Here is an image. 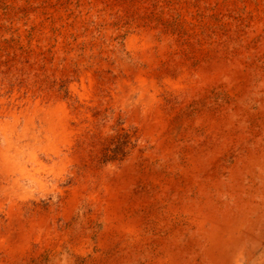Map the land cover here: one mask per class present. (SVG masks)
Listing matches in <instances>:
<instances>
[{"label": "bare ground", "instance_id": "obj_1", "mask_svg": "<svg viewBox=\"0 0 264 264\" xmlns=\"http://www.w3.org/2000/svg\"><path fill=\"white\" fill-rule=\"evenodd\" d=\"M116 1L0 26V264H264V0Z\"/></svg>", "mask_w": 264, "mask_h": 264}, {"label": "rangeland", "instance_id": "obj_2", "mask_svg": "<svg viewBox=\"0 0 264 264\" xmlns=\"http://www.w3.org/2000/svg\"><path fill=\"white\" fill-rule=\"evenodd\" d=\"M32 1L33 0H0V26H20V23H25L26 14ZM118 1H120V3L125 2V0H117L116 2ZM16 39L17 38L11 37V40ZM4 42H6V40ZM15 57V54H11L6 48L2 46V44H0V92H3V94L0 95V109L3 107L9 108L10 101L12 100L14 94H20L19 92H15L17 85H19V88H22L24 85V83H22L18 78V75H14V72L18 71L14 64ZM25 72L26 71H22L20 74H25ZM17 100L18 103L22 104L19 110L26 112L28 110L27 104L22 102L20 99ZM10 120L11 117H8L7 115H0V121L10 122ZM22 128L23 126H21V130ZM0 145L1 147L6 146L2 136H0ZM23 146V155H30V153L33 151L32 148L27 142L24 143ZM110 151H113L114 153L122 152L123 146L116 142V139H112L111 141L102 145L103 154L107 155ZM96 152L99 155V151L96 150ZM40 153V151L37 152V154ZM40 155H43V153Z\"/></svg>", "mask_w": 264, "mask_h": 264}]
</instances>
